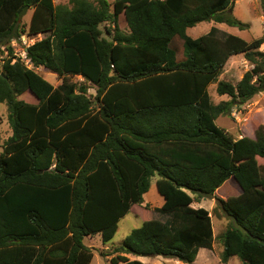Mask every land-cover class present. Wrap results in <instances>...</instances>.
I'll return each instance as SVG.
<instances>
[{
    "label": "trees",
    "instance_id": "trees-1",
    "mask_svg": "<svg viewBox=\"0 0 264 264\" xmlns=\"http://www.w3.org/2000/svg\"><path fill=\"white\" fill-rule=\"evenodd\" d=\"M233 1L0 0V103L11 130L0 153V264H90L84 237L108 243L153 176L163 198L153 209L165 219L132 229L111 264H145L125 253L192 264L214 241L211 213L191 206L201 198H214L228 219L220 262L264 264V127L234 138L215 123L264 90L263 38L215 28L186 34L201 21L243 27ZM24 6L28 23L18 20ZM259 9L264 16V0ZM24 33L43 34L26 48L28 64L10 46ZM176 37L180 59L170 46ZM234 54L251 69L235 84L218 80ZM40 66L60 82L47 81ZM211 83L229 99L214 104ZM227 180L237 194L215 196Z\"/></svg>",
    "mask_w": 264,
    "mask_h": 264
},
{
    "label": "rangeland",
    "instance_id": "rangeland-1",
    "mask_svg": "<svg viewBox=\"0 0 264 264\" xmlns=\"http://www.w3.org/2000/svg\"><path fill=\"white\" fill-rule=\"evenodd\" d=\"M108 1L112 3L114 0ZM53 2L56 5L61 4L70 6L69 0H53ZM231 10L233 15L244 24L243 27L229 26L225 23H217L213 21H201L188 28L186 34L192 38H197L201 35L208 34L212 28H215L218 30V33L236 35L248 42L262 37L263 41L259 46V50L264 52V18L260 16L261 12L259 9V0H234L231 5ZM30 15L31 10L27 9L25 14L22 16V21L28 23ZM118 25L122 30L127 29L126 22L122 14L118 17ZM42 37L43 34H38L32 37L27 33H24L18 40L11 41L10 46L13 48L14 56L20 57V59L23 60L24 49ZM170 46L176 52V57H178L177 59L182 58V41L176 37L172 39ZM0 49L2 51V55H0L1 71L3 62L2 59L6 57L7 51L4 50V47H1ZM25 63L28 64L27 62ZM28 67H31V65L29 64ZM251 67L252 65L243 57L242 54H234L229 57L217 79L235 84L241 79L244 72L251 69ZM35 71L52 84H56L61 80L55 73L42 66L35 68ZM69 79L72 82H83L82 77L79 76H72L69 77ZM207 90L213 103H219L222 100L229 99L227 95H219L216 92V83L209 84ZM87 94L94 101L95 88L92 86L88 87ZM21 98L33 101L27 93H24ZM6 117V105L4 103H0V153L2 151L3 142L11 134ZM215 123L224 128L234 138H239L240 136L253 137V131L258 125H263L264 127V90L255 94L244 103H237L233 105L230 113L228 115L220 114L215 119ZM259 161L260 164H264V158ZM155 179L156 177L151 178L150 187L143 195V202L137 205L134 204L136 207L133 211L132 208H130V211L118 221L117 230L108 243L103 244L99 234L84 237L83 243L91 249L93 254L90 264H111L110 258L115 255L113 252L114 248L122 245L124 238L132 229L139 227L145 220L165 219V216H163L164 214L153 209L155 206H159V203L156 201L158 198H161L155 188ZM228 181L229 180L223 183V188H219L218 192L216 191L218 194L215 193V196L225 199L229 196L237 194L235 187L231 185L230 182L227 183ZM224 189H226V193L223 192ZM191 205L193 207L200 206L209 210L212 215L211 221L214 235L211 250L208 248H200L192 264H242V262L235 256L230 257V259H228L225 263L220 262L219 256L223 247L218 236L221 237L222 232L227 226L228 219L220 213V209H214L216 205L214 199L201 198L198 201L194 200ZM102 252L106 255L101 254ZM125 255L130 260L138 259L145 264H183L175 258L161 255L146 256L135 255L132 253H125Z\"/></svg>",
    "mask_w": 264,
    "mask_h": 264
},
{
    "label": "crops",
    "instance_id": "crops-1",
    "mask_svg": "<svg viewBox=\"0 0 264 264\" xmlns=\"http://www.w3.org/2000/svg\"><path fill=\"white\" fill-rule=\"evenodd\" d=\"M234 2V1H233ZM262 18H264V16L261 14L260 15ZM187 31V30H186ZM36 35H38V34H36ZM36 35H30V36H32V37H34V36H36ZM178 58V57H177ZM79 77H81V76H79ZM211 99V98H210ZM212 101V100H211ZM222 101H225V100H222ZM214 104H218V103H214ZM221 127V126H220ZM153 177H156L157 178V176H153ZM152 177V178H153ZM155 181H156V179H155ZM150 182H151V180H150ZM223 186H224V184L221 186V187H219V188H223ZM150 187V186H149ZM155 188H156V186H155ZM219 188H217L216 189V191L218 192V190H219ZM215 191V193H217ZM224 193H226V189H224V191H223ZM227 192H228V190H227ZM218 194V193H217ZM144 195V194H143ZM231 195V194H230ZM210 199V198H209ZM212 199H214V198H212ZM198 201V200H197ZM215 201V200H214ZM157 203H159L158 205L160 206L162 203H163V198L161 197V198H158L157 199V201H156ZM193 203V202H192ZM192 206V205H191ZM155 207H158V206H155ZM193 207V206H192ZM198 207H200V206H198ZM209 211V210H208ZM211 218H212V216H211ZM209 250H211V249H209ZM230 259V258H229ZM184 264V263H183Z\"/></svg>",
    "mask_w": 264,
    "mask_h": 264
},
{
    "label": "water",
    "instance_id": "water-1",
    "mask_svg": "<svg viewBox=\"0 0 264 264\" xmlns=\"http://www.w3.org/2000/svg\"><path fill=\"white\" fill-rule=\"evenodd\" d=\"M27 9H28V6H24L23 9L19 12V14H18V20L19 21L22 19V16L25 14Z\"/></svg>",
    "mask_w": 264,
    "mask_h": 264
},
{
    "label": "clouds",
    "instance_id": "clouds-1",
    "mask_svg": "<svg viewBox=\"0 0 264 264\" xmlns=\"http://www.w3.org/2000/svg\"><path fill=\"white\" fill-rule=\"evenodd\" d=\"M25 52H26V49H25ZM26 55V54H25ZM22 60V59H21ZM22 61H24V62H27V57H26V59H23ZM28 63V62H27Z\"/></svg>",
    "mask_w": 264,
    "mask_h": 264
},
{
    "label": "built area",
    "instance_id": "built-area-1",
    "mask_svg": "<svg viewBox=\"0 0 264 264\" xmlns=\"http://www.w3.org/2000/svg\"><path fill=\"white\" fill-rule=\"evenodd\" d=\"M26 49V48H25ZM25 49H24V57H23V59H26V52H25Z\"/></svg>",
    "mask_w": 264,
    "mask_h": 264
}]
</instances>
